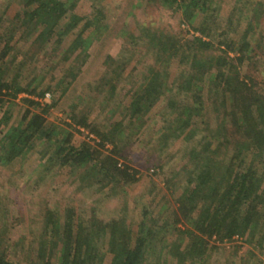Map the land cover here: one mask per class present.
<instances>
[{
	"label": "trees",
	"instance_id": "trees-1",
	"mask_svg": "<svg viewBox=\"0 0 264 264\" xmlns=\"http://www.w3.org/2000/svg\"><path fill=\"white\" fill-rule=\"evenodd\" d=\"M78 1L21 0V9L11 25L0 34V45L3 43L0 50V163H11L28 155L38 144L48 143L50 150L54 148L47 158L48 164L69 167L71 173L86 171L92 175L90 178L82 176L89 178L84 187L97 183H100V189L112 184L127 186L141 180L137 169L119 163L120 158L127 157V133L133 135L141 130L144 113L163 95H168L167 104L175 115L172 124L163 126L164 140L182 136L191 139L198 133L194 116L204 118L205 92L219 123L202 136L199 148L194 146L191 149V160L183 167L186 170L185 184L177 199L178 205L162 222L165 211L154 219L148 209L136 229L123 217L108 222L92 218L88 223L70 206L64 212V221L61 215L48 211L45 231L50 233L51 239L42 240L37 259L28 262L13 260L1 233L0 264H103L107 253L112 255L110 264H149L157 242L167 254L177 259L178 264H184L203 258L213 238L220 242L246 238L263 251L264 92L251 73H243L242 69L246 62L254 59L248 38L257 25L250 22L237 45L229 37L236 15L233 13L229 17V31L222 32V38L215 44L211 40L216 36L212 27L213 15H208L209 11L216 10L213 9L215 0H163L181 9L184 19L200 36H194L182 45L177 38L158 32L143 34L140 39L143 36L148 39V46L155 52L156 64L168 65L180 55V63L188 67L187 76L182 74L183 87L173 89L168 83V69L151 64L140 73L143 79L127 107L130 116L127 125L119 121L111 129L103 130L89 120L87 113H78L75 109L72 116L75 124L92 130L101 138L102 146L105 142L113 145L112 151L105 155L101 148L92 147L85 141L75 144L71 131H61L58 126L47 124L46 113L55 102L42 107L40 100L30 96L42 98L53 85L50 82L41 86L44 75H36L26 85L22 84L28 57L21 59L18 66L14 57L11 66L3 67L15 47L18 32L21 38L35 36L31 45L38 44L40 49L46 48L57 37L51 55L56 54L63 60L69 59L71 54L77 55L55 87H61L65 82L70 85L76 80L81 65L89 57L92 35L85 36V31L98 22L74 11ZM254 10L258 21L262 8L255 6ZM202 12L205 14L203 18L200 17ZM197 19L199 24L194 26ZM74 33L76 36L69 47L62 50L63 40ZM184 46L186 50L196 48V53H184ZM215 46L227 47L228 51L234 52V57L206 53ZM132 60L133 56L127 54L107 62L109 70L101 82L110 85L112 96L118 92L125 67ZM12 68H16L15 72L9 76ZM182 90L190 92L186 95L188 99L192 97V104L186 100L178 102L177 96ZM22 93L29 94L23 98L27 107L21 118L14 120L16 103L12 99ZM48 153L45 149L43 156ZM180 224L185 227L181 228ZM174 233L177 241L168 242L167 236Z\"/></svg>",
	"mask_w": 264,
	"mask_h": 264
},
{
	"label": "rangeland",
	"instance_id": "rangeland-1",
	"mask_svg": "<svg viewBox=\"0 0 264 264\" xmlns=\"http://www.w3.org/2000/svg\"><path fill=\"white\" fill-rule=\"evenodd\" d=\"M247 5L252 9L246 8ZM255 6L262 8L258 21L255 19ZM21 7V0H0V34L11 25ZM214 8L216 10L209 11L208 15H213L212 27L216 36L211 40L215 44L222 38V32L229 31V17L233 13L236 15L233 17V28L229 37L237 45L242 41L244 29L249 27V23L257 25V29L251 31L248 38L253 47L254 59L246 62L242 69L243 73H251L264 92V0H215ZM74 11L98 22L85 31V36L92 35L89 57L81 65L76 80L70 85L65 82L63 86L55 87L63 73L73 64L77 53L71 54L67 60L56 57V54L51 55L57 37L46 48L40 49L38 44L31 45L35 36L21 38V33L18 32L15 47L4 61L3 67L9 64L11 66L14 57L18 62L16 66L21 59L28 57L22 84L26 85L36 75H44L41 86L50 82L53 85L52 90L42 98L30 96L40 100L42 107L55 102L46 113L47 124L58 126L61 131H71L75 144L85 141L92 147L101 148L106 155L112 151L113 145L105 142L102 146L101 138L92 130L75 124L72 117L75 109L78 113H87L89 120L103 130L111 129L119 121L127 125L130 119L127 107L133 92L142 83L143 76L140 73L151 64H156L153 55L155 52L148 46V39L145 36L140 39V36L150 32L164 33L177 38L179 45H182L194 36H200V33L184 19L181 9H176L163 0H79ZM200 17H205L204 12ZM193 24L197 26L199 19ZM75 36L76 33L63 40L61 49L66 50ZM136 37L139 39H134ZM2 46L1 42L0 50ZM215 47L206 53L231 58L235 55L225 46ZM183 49L184 53H196L194 47L186 50L184 46ZM127 54L132 55L133 60L125 67L118 92L112 96L109 92L110 85L101 82L109 70L107 62L118 60ZM179 60L180 55L174 57L168 65L156 64L158 68L168 69L169 86L176 90L182 86V74L187 76L188 68ZM15 69H11L9 76ZM69 80L71 81L70 78ZM176 80L178 81L175 83ZM186 94L189 95L190 92L182 90L177 96L178 102L186 100L192 104V97L188 96V99ZM24 97H29V94L22 93L14 100L11 98L16 103L13 110L16 117L14 120H19L27 107L23 102ZM205 97L204 118L194 116V123L199 130L191 139L182 136L166 141L162 137L163 126L172 124L175 117L167 104L168 95H163L144 113V124L139 132L133 135L127 133V157L120 158L119 163L129 164L139 171L141 180L134 184H112L100 189V183H97L92 187H84L92 175L86 171L71 173L69 167L48 164L47 158L54 150L48 148V143L38 144L28 155L11 163H0V234L2 233L5 246L9 248L11 258L21 262L37 259L42 240L51 239L50 233L46 234L45 231L48 211L61 215L62 221L69 206L74 207L76 214L88 223L92 218L108 222L123 217L134 229L146 209L154 219L165 211L161 222L171 216L185 184L183 178L186 170L183 167L191 160V149L194 146L199 148L198 142L202 136L219 123L217 114L212 111L213 108L207 100L206 92ZM41 108L37 110L42 111ZM45 149L49 153L43 156ZM179 226L185 227L181 224ZM167 239L168 242L177 241V234H169ZM160 245L157 242L149 264H178L177 259L167 254ZM209 247L203 258L184 264H264V250L247 242L246 238L236 237L224 242L213 238L210 239ZM111 260L112 255L107 253L103 264H110Z\"/></svg>",
	"mask_w": 264,
	"mask_h": 264
}]
</instances>
